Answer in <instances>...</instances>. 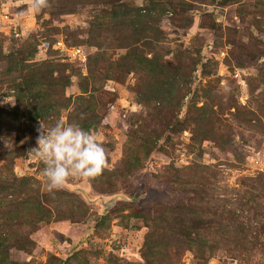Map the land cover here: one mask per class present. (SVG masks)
<instances>
[{
	"label": "rangeland",
	"instance_id": "374dc122",
	"mask_svg": "<svg viewBox=\"0 0 264 264\" xmlns=\"http://www.w3.org/2000/svg\"><path fill=\"white\" fill-rule=\"evenodd\" d=\"M33 3L0 0V264H264V0ZM61 119L108 167L49 192Z\"/></svg>",
	"mask_w": 264,
	"mask_h": 264
},
{
	"label": "clouds",
	"instance_id": "9594fccd",
	"mask_svg": "<svg viewBox=\"0 0 264 264\" xmlns=\"http://www.w3.org/2000/svg\"><path fill=\"white\" fill-rule=\"evenodd\" d=\"M48 7L49 0H34L31 6L37 11ZM37 132L36 146L30 152L45 166L42 174L49 192L64 188L70 179L95 178L108 167L98 133L62 119L50 128L41 123ZM0 144L8 151L15 148L12 138L0 137Z\"/></svg>",
	"mask_w": 264,
	"mask_h": 264
},
{
	"label": "water",
	"instance_id": "95a60500",
	"mask_svg": "<svg viewBox=\"0 0 264 264\" xmlns=\"http://www.w3.org/2000/svg\"><path fill=\"white\" fill-rule=\"evenodd\" d=\"M115 200H112L111 202H107V203H104L103 206H104V212L103 214H107L109 210H111L112 208V205L114 203Z\"/></svg>",
	"mask_w": 264,
	"mask_h": 264
}]
</instances>
